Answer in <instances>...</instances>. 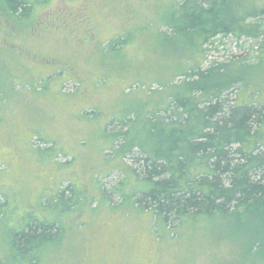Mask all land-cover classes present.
<instances>
[{"label": "rangeland", "instance_id": "374dc122", "mask_svg": "<svg viewBox=\"0 0 264 264\" xmlns=\"http://www.w3.org/2000/svg\"><path fill=\"white\" fill-rule=\"evenodd\" d=\"M180 1L29 0L25 15L0 1V264H264V220L252 212L159 230L135 204L143 184L125 175L136 165L119 129L106 127L213 65L242 79L233 97L264 102V38L171 33ZM34 218L56 220L60 235L23 258L15 233Z\"/></svg>", "mask_w": 264, "mask_h": 264}, {"label": "trees", "instance_id": "16d2710c", "mask_svg": "<svg viewBox=\"0 0 264 264\" xmlns=\"http://www.w3.org/2000/svg\"><path fill=\"white\" fill-rule=\"evenodd\" d=\"M2 1L24 15L31 7L29 0ZM174 21L171 33L204 35L206 43L219 34L261 39L264 0H182ZM126 41L127 36H117L105 46ZM223 68L193 69L179 84L182 90L161 106L135 116L126 110L106 123L119 129L117 147L136 165L127 164L125 175L143 184L135 191V204L151 211L159 230L175 229L199 216L239 211L264 220V102L233 97L243 81H224ZM68 189H59L56 198L70 199L73 191ZM59 235L56 220L34 218L15 233L14 248L27 258Z\"/></svg>", "mask_w": 264, "mask_h": 264}]
</instances>
